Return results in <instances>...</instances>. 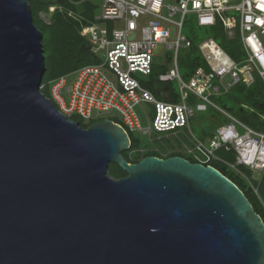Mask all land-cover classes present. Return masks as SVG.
<instances>
[{
	"label": "water",
	"instance_id": "95a60500",
	"mask_svg": "<svg viewBox=\"0 0 264 264\" xmlns=\"http://www.w3.org/2000/svg\"><path fill=\"white\" fill-rule=\"evenodd\" d=\"M41 40L29 0H0V264H264V220L218 169L132 163L121 125L57 109Z\"/></svg>",
	"mask_w": 264,
	"mask_h": 264
},
{
	"label": "built area",
	"instance_id": "2783aa9c",
	"mask_svg": "<svg viewBox=\"0 0 264 264\" xmlns=\"http://www.w3.org/2000/svg\"><path fill=\"white\" fill-rule=\"evenodd\" d=\"M230 12L236 15L229 16ZM189 14L197 15L200 26L221 22L230 38L239 34L246 53L243 61L232 59L209 38L200 43V49L210 69L200 67L189 79L183 78L179 55L192 45L182 31ZM82 35L100 61L51 83L50 99L62 114L91 121L95 112L99 117L102 112L114 110L120 114L127 128L120 125L129 135L138 130L132 120L138 116L136 107L152 103L151 113L155 116L149 120V129L153 132L192 131L195 109L206 110L204 103H190L189 98L193 97L214 107L228 122L205 138L192 134L196 141L194 153H190L194 156L197 151L209 158L207 162L226 165L259 196V184L264 178V131L219 107L212 98L227 93L240 82L252 86L256 75L264 83V0H104L101 13L83 26ZM161 52L165 54L163 63L156 60ZM157 64L168 66L158 75V81L178 82L179 103L157 99L145 86ZM71 76L75 80L68 85ZM63 91L71 94L68 106L61 96ZM217 153L232 155L234 161L220 158Z\"/></svg>",
	"mask_w": 264,
	"mask_h": 264
},
{
	"label": "trees",
	"instance_id": "16d2710c",
	"mask_svg": "<svg viewBox=\"0 0 264 264\" xmlns=\"http://www.w3.org/2000/svg\"><path fill=\"white\" fill-rule=\"evenodd\" d=\"M29 3L33 14V21L42 33L41 43L45 59V72L42 78L44 87L41 91L46 97L51 98L50 87L54 80L86 65L99 63L100 59L91 51L90 42L82 35L83 26L89 25L94 20L98 7L92 0H58L51 23L48 24L41 19L40 12L47 11L50 5L45 0H29ZM206 33L210 34L211 38L232 59L237 62L243 61L246 53L239 34L234 38H230L221 22L210 25ZM187 36L191 40L192 45L182 50L179 55L180 72L185 79H189L197 68L210 69L200 49L201 41L198 36L190 33ZM171 57L172 53L169 54V59ZM167 69L168 66L155 65L153 74L144 82L145 86L153 92L157 99L171 103H179L181 95L179 90L173 87V82L164 83L157 80L158 75ZM223 96L227 98L225 101L221 100ZM213 98L217 101L220 100L223 107L246 124L257 130L264 131V83L259 77L256 78L252 86L240 82L233 86L227 93L214 96ZM194 100L193 97L189 98V102L193 105L195 104ZM151 115V118H154L155 113L152 112ZM70 119L79 122L83 128H88L91 124L103 120L99 118L98 120L94 119L86 122V120L78 115H73ZM225 122H228V118L223 123ZM210 133L204 132L203 137L213 135V133ZM130 134V149L133 150L140 146V142L137 139H132ZM123 154L127 160L132 162L131 158L128 157L127 151ZM177 155L174 154L172 156ZM147 156L161 157L156 152L147 154ZM189 160L193 163L199 162L191 157ZM205 165L215 167L232 180L245 193L255 211L264 220V204H262L264 202V178L259 184L258 196L242 178L236 175L226 165L217 161H209ZM247 173L249 174L248 171ZM109 174L117 179L127 176V173L116 163H110ZM247 186L249 190L246 189Z\"/></svg>",
	"mask_w": 264,
	"mask_h": 264
},
{
	"label": "rangeland",
	"instance_id": "374dc122",
	"mask_svg": "<svg viewBox=\"0 0 264 264\" xmlns=\"http://www.w3.org/2000/svg\"><path fill=\"white\" fill-rule=\"evenodd\" d=\"M92 1L98 7L97 14H100L101 6L104 0H92ZM171 1L174 2L175 0H171ZM45 2L48 3L50 6L48 7L47 11L40 12V17L44 22L49 24L51 23L53 12L57 8L58 0H45ZM235 15H236L235 12L229 13V16H235ZM177 18L179 19V16H177ZM209 27L210 26L200 27L197 23V15L189 14L185 20V24H184L182 31H183V34L186 36L189 33L197 35L199 40L203 42L211 38V35L206 33V30L209 29ZM164 55H165L164 52H161L160 55L157 56L156 60L160 63L161 62L163 63ZM255 77L257 78V75ZM74 80H75V76H71L68 79V85H72ZM173 85L175 89H178L179 86L176 80L173 81ZM50 88L53 89V86H51ZM51 92L52 91L50 90V94ZM61 96L68 106V103L71 98L70 92L63 91ZM226 99L227 98L223 96L221 100L225 101ZM212 101L215 104H217L219 107L226 109L225 107H223V104L220 102V100L217 101L214 98H212ZM194 103L196 105L204 103L206 105V110L198 111L195 109L194 116L191 119V130L192 131H188L187 129H182V131H169V132H163V133L153 132L151 129H149V120L151 119V116H152L151 110L153 109V104L152 103H142L140 106H137L136 112L138 116L135 118L132 117V120L134 121L135 124H137L138 130L135 131L134 133H131L130 136L132 137V139H137L140 142V146L133 150L130 149L127 151L128 157L131 158V161L142 159L143 155L156 152L159 155H161L162 158H167L174 154H178V155L181 154L182 157H186L188 159L191 156L192 159L198 160L199 162L205 164L207 160L209 159L205 154L195 151V155L192 156V154L190 153V152L194 153L193 152L194 142L196 141L195 137L197 136V138L201 139V138H205L203 137L204 132L214 133L215 129L226 120V117L222 115L214 107H212L211 105L205 102H198L197 100H194ZM226 110L229 111L228 109ZM94 116H95V120H98L99 118L103 120L104 119L112 120L126 127L122 118L120 117V114L114 110H111V112H102L100 115H98L99 117H96V112H95ZM139 127L147 130V133L143 132V130H141ZM192 134L195 137H193ZM217 155L220 158H223V159L226 158L229 161H234L232 155L223 156L221 155V153H217ZM246 189L249 190V187L247 186ZM262 204H264V202Z\"/></svg>",
	"mask_w": 264,
	"mask_h": 264
},
{
	"label": "flooded vegetation",
	"instance_id": "af4514ba",
	"mask_svg": "<svg viewBox=\"0 0 264 264\" xmlns=\"http://www.w3.org/2000/svg\"><path fill=\"white\" fill-rule=\"evenodd\" d=\"M180 156H182L181 154H179ZM147 156V154L146 155H143V158L144 157H146ZM191 157V156H190ZM142 158V157H141ZM186 158V157H185ZM188 159V158H187ZM140 160V159H139ZM139 160H136V161H132V163H135V162H138ZM189 160V159H188Z\"/></svg>",
	"mask_w": 264,
	"mask_h": 264
},
{
	"label": "clouds",
	"instance_id": "9594fccd",
	"mask_svg": "<svg viewBox=\"0 0 264 264\" xmlns=\"http://www.w3.org/2000/svg\"><path fill=\"white\" fill-rule=\"evenodd\" d=\"M49 99H50V98H49ZM174 116H175V115H174ZM67 117H68V116H67ZM68 118H70V117H68ZM119 125H120V124H119ZM122 127H123V126H122ZM123 128H124V127H123ZM167 131L169 132V131H172V130H169V129H168ZM128 136H129V135H128ZM129 138H130V137H129Z\"/></svg>",
	"mask_w": 264,
	"mask_h": 264
}]
</instances>
